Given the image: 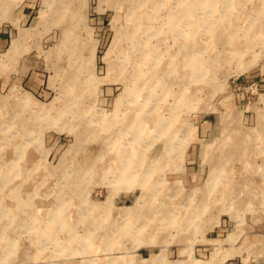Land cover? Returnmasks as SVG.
I'll list each match as a JSON object with an SVG mask.
<instances>
[{
  "label": "rangeland",
  "instance_id": "rangeland-1",
  "mask_svg": "<svg viewBox=\"0 0 264 264\" xmlns=\"http://www.w3.org/2000/svg\"><path fill=\"white\" fill-rule=\"evenodd\" d=\"M196 1L186 14L179 0H38L24 36L12 28L0 33V264H153L152 254L158 264H264V0H211L202 10L193 9ZM170 13L178 18L172 27ZM178 24L190 34L194 62L213 61L214 72L189 75L186 84L167 77L164 96L149 87V67L138 56L142 47L144 60L158 49L179 52ZM136 28L139 38L131 41L127 33ZM20 39L13 57L9 49ZM233 45L239 61H214ZM93 48L94 65H87ZM110 49L123 81L94 86L93 78L107 75ZM183 85L188 104L180 109ZM125 86L154 109L148 130L171 119L178 131L175 151L164 158L156 140L145 187L160 192L129 219L120 209L145 206L141 179L108 170L122 167L107 148L111 132L92 124L115 110ZM27 94L33 106L23 104ZM48 105L51 112L41 113ZM14 167L18 173L9 174ZM211 183L224 190L215 191L224 196L214 205ZM108 201L110 211L102 209ZM147 214L152 231H126L125 221Z\"/></svg>",
  "mask_w": 264,
  "mask_h": 264
},
{
  "label": "bare ground",
  "instance_id": "bare-ground-1",
  "mask_svg": "<svg viewBox=\"0 0 264 264\" xmlns=\"http://www.w3.org/2000/svg\"><path fill=\"white\" fill-rule=\"evenodd\" d=\"M180 1V9H184L186 14L187 11L190 10L187 6L189 3V0H179ZM227 2H231L230 0H227ZM196 7L193 9H198L202 10L205 9L206 7H209L208 5L211 4V0H197L196 2ZM48 5V4H47ZM68 5V4H67ZM213 8V7H212ZM231 8V7H230ZM158 11V9H157ZM192 13V10L189 11V14ZM150 12L144 15L145 18L149 17ZM151 16V15H150ZM159 16L156 11L155 13H152V17ZM228 17L229 15L226 14ZM180 19H184V13H180ZM149 20V19H147ZM178 21V18H175V14H171L168 16V26L172 27L174 23ZM229 21V17H228ZM228 23V22H227ZM181 24L177 25V31L175 28V40L180 43V51L174 54H169V49H158L156 54H152L151 57L147 60H144L146 54L143 52L144 47L140 48L141 54L138 56V59L141 58L142 60V66H147L149 67V70H147V81H150L149 87L156 88L160 87L161 91L163 92L164 96H166L170 91H171V85L170 82H167V77L174 76L175 78H180L181 83L186 84L187 77L192 74H196L198 77L206 76L214 72V68H212L213 61H209V63H205V66H201V59H198L194 62V58L191 54L188 53L189 51V42L188 38L190 37V34H186L184 31H178V26ZM145 28V27H144ZM207 29H210L209 27ZM140 28H136L133 32H128V38L131 39V41H136L139 38L140 35ZM212 28L210 29V31ZM131 31V30H130ZM178 34H177V33ZM71 34V33H70ZM69 34V35H70ZM126 34V35H127ZM120 41V39H119ZM119 41L117 40L116 44H114V48L119 46ZM142 44V43H141ZM135 47V46H134ZM145 47H147V43H145ZM17 48L16 43L13 44L11 47L10 53H14ZM208 49H213L212 46H208ZM112 49V48H111ZM109 50L107 55L104 57V61L108 64V72L107 75L103 78L100 79H95L93 78V84L94 86L99 85V84H114L118 81V83L123 81V77H121L119 74L115 73L116 65H114L112 58H111V53L112 50ZM230 52L227 53L225 59L221 56H214V61L219 60H224V61H229L230 59L239 61L240 59V50L235 48L234 45L232 48L230 47ZM224 55V54H223ZM131 55H127L126 59L129 58ZM96 57V49L93 48V55L92 57L86 61V64L88 65L89 62L92 61L94 65V59ZM88 59V58H87ZM129 61V59H128ZM138 62V61H137ZM134 63V68L135 71L137 69L140 70L141 64L139 63ZM170 67V68H169ZM92 69V68H91ZM210 73H207V72ZM91 72V71H90ZM193 72V73H192ZM140 75V74H139ZM136 75L135 80H139L140 76ZM90 76V75H89ZM174 79V78H173ZM145 84H143L140 89H143L147 91L145 87H143ZM175 89V88H174ZM141 91V90H140ZM187 88L186 86H182L177 93V96L175 98V107H178L180 109H184L185 106L188 104V96H187ZM150 92V91H149ZM14 95L13 97H15ZM150 96V95H149ZM154 96V95H151ZM150 96V97H151ZM11 97V96H10ZM139 96L136 94L135 90L129 89L128 86H125V89L118 95L117 101H116V106L115 110L111 113H106L104 110L100 113H98L94 119V124L96 127L98 126L99 123L103 122L104 127L107 126L110 130L109 134V143H108V151L110 150V153H115V155H118L116 160H119L121 163L122 167H109L108 170L113 171L115 173H118L117 175H120V179H132L134 177L140 178V183L142 185V194L141 197L139 198V202L141 204H145V206H141L139 204L133 206V207H128L126 209H120V215L121 217H124L126 219H129V215L135 214L134 212L138 210V208H151L150 206L153 202V197L157 196V194L160 192V190L154 189L152 190L155 191L154 194L149 195L148 190L146 189V185H148V178L151 175V170L150 166L145 164V161H150L153 159L151 156H156L154 155L153 146H155L156 140L161 141L164 145L162 146V150L158 152L159 155H165L163 156L166 157L167 155H170V153H173L176 148V136H177V129L175 128L173 120L168 119L165 122L162 121V119L159 120L157 128H155V131L148 130L149 129V122L150 119L148 118L149 114L154 113V109H148L149 106L147 103H140L139 102ZM149 99V98H148ZM23 104L33 106L34 101L31 98L30 95H24L23 96ZM51 107L50 105L44 106L42 108L41 113L43 112L45 115L51 112ZM63 111V110H62ZM148 115V116H147ZM102 126V127H103ZM95 127V128H96ZM264 129V126H263ZM251 135L253 138L254 135L253 133H248V136ZM247 138V135H245ZM227 142V141H226ZM224 142L222 146L225 145ZM158 145V143L156 144ZM233 149V147H232ZM155 150V149H154ZM224 151V149H223ZM230 151V150H229ZM233 151V150H231ZM181 152V151H180ZM207 151H204L203 156H207ZM159 157V156H158ZM183 157V156H182ZM173 159L175 156H172ZM181 159V157H179ZM178 158V159H179ZM177 159V161H179ZM183 160V159H182ZM181 161V160H180ZM179 161V162H180ZM155 162V161H154ZM153 163V162H152ZM217 169H220V166H216ZM11 169V168H10ZM12 173H18L16 168H12L11 172L9 171V174ZM216 183H211L210 184V192H211V199L212 202L211 204H217L221 202V199L223 198V192L221 196L216 197L215 191L220 192L224 190H218L217 189ZM21 186H32L31 183H22ZM0 205H2V200L4 202V199L1 198L0 196ZM234 200V199H233ZM231 200V201H233ZM231 203V202H230ZM165 204V203H164ZM166 205V204H165ZM165 209H167L166 206ZM95 208V207H94ZM112 208V201H108V203L103 204L102 209H106L110 211ZM119 210V209H118ZM162 214V213H161ZM166 214V213H164ZM162 214V215H164ZM234 217V216H233ZM147 219V220H146ZM153 219V216L151 214H147L145 219H136L132 223L130 221H125V229L129 233H133L135 235L137 234H144L145 232L152 231L149 221ZM59 223V222H58ZM161 224V223H160ZM148 231V232H149ZM234 238V235L228 236L227 240H231ZM147 240V239H146ZM153 257H155V264H158L161 262L158 258L156 260V256L152 254ZM153 263V264H154ZM152 264V263H151ZM191 264V263H190Z\"/></svg>",
  "mask_w": 264,
  "mask_h": 264
},
{
  "label": "crops",
  "instance_id": "crops-1",
  "mask_svg": "<svg viewBox=\"0 0 264 264\" xmlns=\"http://www.w3.org/2000/svg\"><path fill=\"white\" fill-rule=\"evenodd\" d=\"M37 1L38 0H0V21L3 18L8 19V25H0V33H4L6 31L4 28H12L17 31L20 30L22 33L21 35L24 36L26 30H22V28L29 24L31 16L37 7ZM15 43L17 45L15 52L10 53L14 42L9 49V53L12 54L13 57L23 48L22 39Z\"/></svg>",
  "mask_w": 264,
  "mask_h": 264
}]
</instances>
